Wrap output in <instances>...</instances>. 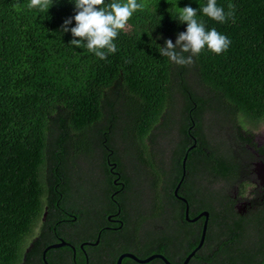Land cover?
I'll return each instance as SVG.
<instances>
[{"label":"trees","instance_id":"1","mask_svg":"<svg viewBox=\"0 0 264 264\" xmlns=\"http://www.w3.org/2000/svg\"><path fill=\"white\" fill-rule=\"evenodd\" d=\"M137 2L145 8L119 31L117 51L101 60L70 45L71 33L61 31L63 21L75 15L73 0H54L47 12L29 9V0H0V264H30L27 241L35 235L44 195L53 186L52 178L43 177L46 164L69 174L64 204L87 238L95 239L106 214L119 208L121 230L154 232L152 251L180 264L196 246L201 228V222L185 220L184 206L173 194L191 143L189 131L207 151L199 210L208 211V221L204 241L187 264H257L253 257L260 250L248 244L251 229L263 226L233 211L226 185L211 184L214 179L226 183L234 173L233 134L264 123V0H217L225 13L234 11V19L224 23L200 12L207 0ZM185 6L198 10L206 29L215 28L231 40L225 52L216 55L205 48L188 66L160 56L165 39L175 43L186 30L178 20ZM74 26L73 20L68 27ZM206 114L222 128L227 145L209 138ZM167 137L173 142L169 173L154 159L159 149L152 152L168 149L160 146ZM193 150L187 152L186 170ZM108 152L124 184L115 194L105 163ZM127 154L130 167L122 158ZM143 181L151 192L147 214L138 209L136 197ZM186 198L195 202L193 194ZM108 233L101 231L94 248L105 245ZM256 237L264 247L262 233ZM115 238L113 264L117 253L136 241L133 236L123 242ZM38 242L39 237L32 241Z\"/></svg>","mask_w":264,"mask_h":264},{"label":"flooded vegetation","instance_id":"2","mask_svg":"<svg viewBox=\"0 0 264 264\" xmlns=\"http://www.w3.org/2000/svg\"><path fill=\"white\" fill-rule=\"evenodd\" d=\"M257 124L248 126L246 132L233 134V147L230 151V159L235 167L234 173L228 178L226 183L214 179L212 184L220 183L221 186H233V192L229 194V201L233 211L238 216L250 220V224L257 225L260 223L263 226L262 229L260 227L251 229L252 237L249 238V241L250 244H252L248 245L249 247H258L260 250V255L253 257V261L256 260L257 264H264L262 263V260L264 259V247L258 245L256 237L258 232L262 233L264 244V215H261L264 212V185L258 177V169L261 166H264V128L259 132L255 131L258 127ZM187 135L191 142L187 147L194 145L193 148H195V150H193L188 159V170L185 169L184 180H182L183 184L180 190L181 193H178L177 191V194L186 199L188 205V217L192 218L202 211L199 210V197L202 193V185L204 183L201 172L203 162L202 155L207 154V151L201 147V143L198 140L199 136L192 134L190 131ZM156 149L158 148L153 149L152 152H155ZM160 150L161 149H159L157 155H154L153 153L154 159L162 169L168 171L170 167L168 158L169 149ZM105 163L108 167L111 180L116 181L114 186L117 188L112 191V194L114 192L117 193L120 189L122 190L124 184L123 181L120 180V172L116 169L117 163L116 161L111 160L109 152L105 156ZM113 163H115V166L110 169L108 164ZM115 172H118L119 178ZM168 173L167 175H169ZM43 177L45 179H48L49 177L52 178L53 186L50 190H47L44 195V201L46 203L43 205V213L36 226L35 235L27 241L25 252L29 253L27 258L28 263L113 264L110 257V251L112 248L111 245L116 241L115 235L121 242H123L124 238L127 236H133L136 239L132 244L133 246L131 249L119 251L117 257L124 252L132 253L139 259H144L152 254H161L152 251L155 246L154 232L141 228L121 230L123 220L120 217L119 208H117L115 212L111 211L106 214L104 223H100L98 227L99 229L96 232L95 239L90 237L87 238L86 230L79 224L76 215L73 214L64 204V198L66 197V192L64 190L65 185L70 181V179L68 181V178H70L69 174L63 172L60 175L57 167L50 170L49 164H46ZM241 188H244V190ZM188 194L194 195L195 202L191 203L187 200L186 195ZM111 198L117 205V201L112 195ZM182 204L185 207L183 202ZM195 222L202 223V218L197 219ZM104 228L105 230L110 231L106 236L107 241L104 242L105 245L94 248L98 244L101 231ZM116 231L118 232L114 233ZM37 237H39V242L33 245L32 241ZM59 243L62 244L47 248L50 245H56ZM124 258H122V260ZM153 259L145 263H136L160 264L158 261H153ZM125 264L129 263L125 261Z\"/></svg>","mask_w":264,"mask_h":264},{"label":"clouds","instance_id":"3","mask_svg":"<svg viewBox=\"0 0 264 264\" xmlns=\"http://www.w3.org/2000/svg\"><path fill=\"white\" fill-rule=\"evenodd\" d=\"M54 0H29V9L47 12ZM75 15L66 18L61 27L62 32H70L73 39L69 44L77 48H86L101 60L117 51L114 40L119 31L123 30L133 13L145 8L144 3L137 0H113L105 4V0H73ZM232 9L234 6L229 5ZM203 15L224 23L234 19V11L225 13L223 7L217 6V0H207L200 9ZM198 10L191 6L180 8L178 20L186 23V30L177 34L175 43L165 39L164 46L159 48L160 56L167 57L178 66H188L193 63V57L199 55L205 48L216 54H222L231 45V40L215 28L206 29L202 20L197 18ZM75 21V26L68 25ZM187 54V55H185Z\"/></svg>","mask_w":264,"mask_h":264},{"label":"water","instance_id":"4","mask_svg":"<svg viewBox=\"0 0 264 264\" xmlns=\"http://www.w3.org/2000/svg\"><path fill=\"white\" fill-rule=\"evenodd\" d=\"M193 146L194 145H191V146L187 147L186 151L184 152V154L182 156L180 177H179V179H178V181H177V183H176V185H175V187L173 189V194L185 204V207H184V218H185L186 221L194 222V221H196L199 218H203V219H202L201 228H200V232H199V238H198V242H197L196 246L184 257V259L182 260V262L180 264H187V262L189 261L191 256L195 253V251L198 250L201 247V245H202V243L204 241V238H205V233H206V229H207V221H208V211H206V210H202L197 215H195L194 217L189 218L188 217L187 201H186L185 198H183L182 196L177 194L178 188H179V186L181 184V181L183 180V177L185 175V161H186V158H187V152ZM110 165H111V167H113L115 165V163L110 164ZM258 170H259L258 171V177H259V179L261 180V182L264 185V166H261ZM115 174L118 175L117 172H115ZM113 182L116 183L115 180H113ZM60 244H62V243H59V244H56V245H50L47 248L59 246ZM124 257H128V258H130V259H132V260H134L135 262H138V263H145V262H148L149 260H151L153 258H159L164 264H172L162 254H152V255L144 258V259H139L135 255H133L132 253H128V252H124V253L119 254L118 257L116 258L115 264H121V260Z\"/></svg>","mask_w":264,"mask_h":264},{"label":"rangeland","instance_id":"5","mask_svg":"<svg viewBox=\"0 0 264 264\" xmlns=\"http://www.w3.org/2000/svg\"><path fill=\"white\" fill-rule=\"evenodd\" d=\"M190 78V80H189ZM188 80L191 81L193 83L194 79L193 77H191V75L189 74L188 75ZM204 122L205 124H207L209 127H208V136L209 138L214 141L215 143L217 142H223L225 144V136H223V130L221 127H219L216 123H215V119L212 115L210 114H206L205 117H204ZM250 126V125H249ZM257 129H255V131H261L263 128H264V123H258L257 124ZM174 137V135L172 136ZM173 142L171 141V139L169 140V138H163L162 140H160V146H165V148H170L171 144ZM121 145H123V142H121ZM226 145H227V142H226ZM159 146V147H160ZM160 149V148H158ZM128 154L123 158L125 164H127L128 167H130L132 161H129V158H128ZM221 187V184L220 183H215V184H211V187H214V188H220ZM244 190V188H241ZM246 190V189H245ZM87 193L90 191L87 189L86 190ZM94 191H96V189H94ZM226 192H228V194H231L233 192V186H226ZM97 192V191H96ZM151 192L148 188V184L147 182L143 181V183L141 184V187L138 188V193L136 195V197L138 198V209L143 212L144 214H147L148 211H149V207H150V201H151ZM142 227H148V224L147 223H143L142 224Z\"/></svg>","mask_w":264,"mask_h":264}]
</instances>
